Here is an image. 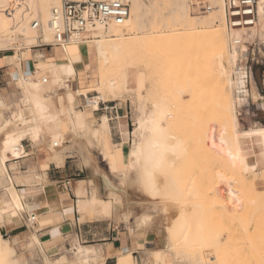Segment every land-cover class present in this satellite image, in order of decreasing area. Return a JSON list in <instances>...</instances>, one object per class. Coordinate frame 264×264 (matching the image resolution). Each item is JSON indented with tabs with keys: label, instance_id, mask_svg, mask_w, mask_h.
Wrapping results in <instances>:
<instances>
[{
	"label": "bare ground",
	"instance_id": "bare-ground-1",
	"mask_svg": "<svg viewBox=\"0 0 264 264\" xmlns=\"http://www.w3.org/2000/svg\"><path fill=\"white\" fill-rule=\"evenodd\" d=\"M207 1L210 3L211 9L206 12L205 16H199L190 13L189 0H172V6L165 13H158L156 10L148 8L147 3L143 0H128L129 15L123 23H110L107 26L97 25L86 32L82 42L64 44L61 48L52 46V49L57 48L58 55L54 58H48L45 55L43 61L35 63L34 68L29 70V68L22 67V61L25 66H28L30 46L41 47L54 43L53 29L49 21L51 10L59 5V0H0V50L5 40L10 41L14 46H18L22 42L27 46L22 56L9 55L6 57L11 68V76L15 78V86L22 92V95L19 102L7 105L9 110L7 116L0 112V185L6 183L8 191L7 198H0V264H19L17 250L20 252L23 248H19L17 245L19 246L18 243L22 239H27L29 236L26 241L27 247L41 241L32 230L29 234L16 233L10 239L5 238L2 235V223L5 221L23 223L32 229L35 228L36 219L38 227L44 228L53 222V218L61 216L58 211L48 206L44 213L36 211L33 222L29 220L30 216L25 212V207L35 206L26 204L24 198L44 186L38 184L40 183L39 174L32 173V166H29L30 169L24 174L12 167L10 163L14 159L29 155L25 150L23 140L28 137L32 149L44 147L48 159L54 161L58 167L57 165L64 163L66 153L72 149L80 148L83 134L89 133L94 138L99 135L105 137V134L111 131L107 116H103L96 126H90L88 119L81 115L80 110L75 109L73 102L80 95L88 97L83 91L84 88L98 90L97 94L92 96V100L95 102L103 99L104 93L115 98L126 78L134 73L132 65L139 66L141 63L144 65L143 67H148V70L144 69V71L149 72L148 75H150L147 100L151 104V112L147 117L143 114L136 118L137 126L133 134L138 136L139 140L127 148L125 155L127 161L124 166L127 169H133L135 166L139 168L145 199L141 202L142 211L137 216V220L146 227L152 225L155 235L163 230L166 236L165 247L145 250L141 262L142 264H165L163 253L182 242L214 248L219 245L221 233L218 229L204 230L202 227L204 223L198 222L199 227L190 230V222L185 219L186 211L202 209V207L199 204L195 206L193 202L191 205L187 204L183 199L186 190L179 188L175 181L172 168L176 166L180 155L185 154V143L174 135L173 103L167 101V95H163V92L157 90L160 88H157L160 82V73L158 74L160 70L156 69L152 63L155 50L158 52L157 46L162 47V44H165L163 43L165 39H172L166 43L169 42L172 45L174 42L176 49L178 48L180 51H186L190 43L200 44L201 40L202 43H208V48H211V53L208 49V56L211 54L207 61L208 70L214 78L216 92L213 99L217 105V123L215 118L209 119L213 122H211L213 127L206 133L208 143L213 144L215 150L224 153L232 165L238 166L244 172L248 188L256 184L257 176L261 175L262 177L264 171V125L260 120V118L264 119V102L261 100L258 103L253 102L256 99L254 92L257 84L251 83V86L246 88L245 72L237 67L238 51L236 52L235 48H230L229 44L230 37L236 36L243 40L250 33L246 29L229 31L225 24L222 0ZM257 11L258 28L263 31L264 0H258ZM34 21L38 24L36 27L33 25ZM87 52L91 58L90 63L86 58ZM144 55L147 58L141 59L140 56ZM156 59L158 60L157 57ZM93 64L95 73L87 84H85L84 78L77 80L76 68L84 67L85 70H88L93 67ZM41 69L47 70L50 74L48 84H43L42 80L36 78H27V76L35 77ZM257 76L262 89L258 69ZM70 77L73 79L71 80ZM69 80L76 82L75 88L71 87ZM45 82H47V78ZM59 89L62 91L58 92ZM162 89L161 87V91ZM178 90L183 91L181 88ZM240 93H243V96ZM249 99L253 109L251 113L245 110V115L253 114V122L256 126L241 129L238 116H242V114L239 109ZM85 107L93 110L96 105ZM189 114L193 116L192 112ZM65 120L70 123L67 130L62 128ZM80 134H82L81 137ZM124 136L127 140L129 133H125ZM88 150L86 148L87 154H85L91 163L90 166L94 173L103 178L104 189L102 192L104 195L114 193L118 185L112 181L108 174L114 172L116 165L109 160L107 163L109 173L103 171L97 163V155L95 156L90 152L91 150ZM131 176L134 178L136 175L131 173ZM34 179H37L38 182ZM16 183H21L23 188L17 189ZM162 189L165 195H161ZM73 190V194L78 198L76 209L74 208L78 213L85 214V211L88 212L87 210L90 209L95 213L96 220L112 218L114 206L110 205L109 200L104 199L101 194L96 193L86 198H80L86 191L83 179L76 181ZM163 195L164 197H162ZM64 199L66 198L64 197ZM166 211L172 213L177 211L178 218L175 221L168 220L167 223L160 226V216ZM21 213L25 218L24 221L19 216ZM73 215L71 212L67 216L72 218ZM93 254H97V252L93 251ZM236 255L235 246H230L227 251L229 260L226 264H236ZM45 263L90 264L89 251L87 248L78 247L69 255H62L53 262L48 260ZM114 264L136 263L133 255L128 251L120 254Z\"/></svg>",
	"mask_w": 264,
	"mask_h": 264
},
{
	"label": "rangeland",
	"instance_id": "rangeland-1",
	"mask_svg": "<svg viewBox=\"0 0 264 264\" xmlns=\"http://www.w3.org/2000/svg\"><path fill=\"white\" fill-rule=\"evenodd\" d=\"M143 1L147 3L148 8L150 7V9L156 10L158 13H165L172 6V0ZM198 1L210 4L207 0H189L190 13L205 16L207 13H199L191 5ZM258 25L257 23L256 27L249 32V36L242 41L255 40V45L252 44L250 49L254 47L257 52L256 47H259L261 51L259 56H262V54L264 55V30H260ZM169 40L171 41L172 39H165L163 41L165 44L161 43L162 47L156 45L158 52L155 50L152 63L156 69L160 70L158 72V74L160 73V82L157 85V88H160L157 90H160L161 93L163 92V95H167V101H171L170 103L174 104H172V110L175 116L173 117L175 119L173 120L174 135L185 143V154L180 155L177 159L176 166L172 168V172L179 188L186 190V194L183 196L185 202L190 205L193 202L195 206L199 204L202 207V209L185 212V219L190 222L189 229L192 230L199 227L197 225L198 222L204 223L202 226L204 230L218 229L221 233V240L216 248L201 244L198 245L196 243L189 244V242H182L164 253L165 260L170 264H226L229 260L227 251L230 246H235L237 253L235 256L236 264H246V262L247 264H264V171L262 177L261 175L257 176L256 184L248 188L245 183L244 172L238 166L232 165L224 153L219 152L217 149L215 150V147L212 146L213 144L208 143L206 133L213 127V124H211L212 121L210 120L215 118L214 120L217 123V105L213 99L216 89L214 78L208 70L207 63L209 56H211V54L208 56V49L211 53V48H208V43L206 44L205 41V43H202V40L200 44L190 43L186 51H180L178 48L176 49L175 43L173 42L171 45ZM166 41L169 42L166 43ZM30 48L28 66L31 64V68L29 70L34 68L35 63L44 60L46 55L44 49L46 48L50 51L52 47L31 45ZM26 49L27 46L24 42L18 46H14L10 41L5 40L0 50V55H4L2 56L4 57L3 62L6 64L5 67L0 69V95L7 102L6 104L2 103L0 107V112L4 116L9 114L7 105H13V103L19 102L22 95V92L15 86V78L11 76V68L8 65V59L6 57L9 55H17L20 57ZM140 58L146 59L147 57L144 55L140 56ZM15 60L17 61V57ZM23 65L24 61H22V67ZM143 66L142 63L139 66L132 65L134 73H131L126 78L124 85L117 91L115 98L112 95L104 93V97L101 99L103 101L115 100L120 103L129 99L135 106L134 117L135 115L136 117L131 128L132 133L129 134L130 140L129 137L125 140L126 137L123 134L124 147L122 154H116L115 147L110 143V133L105 134V137L99 135L96 138L92 137L89 133H85L83 136L80 134V137L82 136L81 140L83 139V142L86 140V143L83 144L81 142L79 149H72L64 155L65 158H69L68 160L74 166L84 169L82 179L84 180L86 191L80 198H86L87 196L98 193L104 199H108L110 205L114 206L112 218L109 221L114 223L116 230L119 229L128 232L131 236L139 238V247H143V239L153 238L154 233L152 225L146 227L137 220V216L142 211L141 202L145 199L143 186L139 177V168L135 166L133 169H127L124 163L127 161L125 156L127 148L139 140L138 136L133 134L137 126L136 118L141 115L143 116V114L147 117L151 112V104L147 100V87L149 86L150 75H148L149 72L144 71V69L148 70V67L145 68ZM43 77L47 78V82L43 84H48L50 74L45 69L39 70L35 77L27 76V78H36L40 81ZM70 78L71 80L73 79V77ZM70 84L72 88H75L76 82ZM256 84L254 92L256 99L253 102L258 103L259 100L264 102V93L261 92L260 85L258 83ZM161 87L163 88L162 91ZM178 88H181L183 91L180 92L181 90H178ZM61 91L62 89L58 90V92ZM83 91L86 94L89 93V95L94 96L98 90L84 88ZM80 100H82V95L74 100L73 106L76 110H80L81 115L85 118H90L88 120L90 126H96L101 118L106 115L103 114L99 121L93 119L92 109L87 107L83 109L79 106ZM248 104L251 106L250 101ZM248 111L251 113L250 110ZM190 112H192L193 116L189 114ZM252 115L242 113V116H238L241 129H249L256 126L253 122ZM261 123L264 125L263 120ZM69 126L70 123L66 120L62 124L64 130H67ZM23 145L29 155L17 159L16 166L12 167L17 168L18 171L25 174L30 169L29 166H32V173L39 174L38 180L40 183L38 184H42L46 181H43L42 177L43 169L45 168L44 165L54 161L48 159L44 147L32 149L28 139L23 141ZM86 148L87 150L89 149L88 151L91 150L90 152L95 156H98H96L97 163H99L98 165L103 171L109 173V165L107 164L109 160L116 165L114 172L108 174L112 181L118 185L114 193L104 195L102 192L104 189L102 185L103 178L99 174L94 173L92 166H90L91 163L86 158ZM106 156H108V161L105 159ZM131 173H134L136 176L132 178ZM33 181L32 183H34ZM17 185H21V183H16L15 186L17 187ZM170 188L172 189V187ZM63 190L65 192L68 191L64 186ZM162 194L165 195L163 189ZM7 197V186L6 183H3L0 185V198ZM183 199L182 201L184 202ZM32 208L25 207V212L28 216L36 214V212L30 211ZM87 211H85V214L78 213L80 217L79 222L90 219L96 220L94 217L95 213L90 209ZM19 216L22 218V221L25 220L22 213ZM59 218H53V222L49 224H54L57 227ZM96 221V225L100 227H105L108 223V221ZM2 224L4 230L8 221ZM38 226V221L35 219V228L31 229L23 225L19 230L24 231L23 233L25 234H29L30 230H32L37 235L36 232L41 229ZM2 235L8 239L13 237V235L10 237V233L4 234L3 231ZM53 238L52 245L47 249L41 248V241L27 247L26 241L29 239V236L27 239L24 238L25 240L22 239L18 243L19 246L17 245V247L23 248L20 252L17 250L19 264H46L45 262L48 260L53 262L62 255H69L75 247L73 244L101 246L97 245L99 242H81L75 234L69 232L65 235L58 234L57 236H53ZM141 255L143 254L141 253ZM94 264L100 263L97 260Z\"/></svg>",
	"mask_w": 264,
	"mask_h": 264
},
{
	"label": "crops",
	"instance_id": "crops-1",
	"mask_svg": "<svg viewBox=\"0 0 264 264\" xmlns=\"http://www.w3.org/2000/svg\"><path fill=\"white\" fill-rule=\"evenodd\" d=\"M56 49L51 48V50L49 51L45 48L44 53L48 58H54L58 55ZM2 56L4 55H0V69L6 66L5 62H3L4 57ZM86 58L90 63L91 58L88 52L86 54ZM92 66L93 67L88 70H85L84 67L76 68L77 80L80 79L83 80L84 78V81L86 82L85 84H87L90 77L93 76L95 73L94 72L95 65L93 64ZM23 68L24 69L31 68V64L30 66H25L24 64ZM111 101H114L116 103V107H118V111H117L118 119L114 121L108 120L109 129L111 130L109 134V139L111 145L115 147L116 154L119 155L120 153L122 154L124 147L123 134L127 132H129V134L132 133L131 128L134 124V119L136 117V115L134 117L135 106L131 103L129 99H126V101L123 103L117 102L115 100H111ZM2 103L6 104L7 102H5L2 96L0 95V107ZM79 106H81L84 109L85 106H83L82 100H80ZM102 115H103L102 112L96 111L94 109L92 110L93 119L99 121ZM86 119L89 120L90 118H86ZM26 139L30 141L28 137H26L23 141H25ZM129 140H130V136H129ZM17 159H14L13 161L10 162L12 166H16V163L18 162ZM68 159L69 158L66 157L64 159V163L61 165H57L58 167H56L55 162L46 163L44 165L45 168L43 169V173H42L43 181L45 180V177H46V181L43 182V185L41 184V186H44V188L39 189L32 194H28L24 198V202L26 204H28L29 206H35L32 208L31 212L38 211L40 213H44L46 212L49 206L52 207L55 211H58L59 214H61L59 220L57 221V225H56L57 227H55V225L48 224L44 226V228H41L36 232L37 236L41 240L42 249L45 248L47 249L52 245V241L54 240L53 236H57L58 234L65 235L66 233L69 232L71 234L72 233L75 234V236L78 238V240H81V242H88V243L99 242L97 245H101V246H94V245L73 244L75 246L74 249L78 247L88 249L90 256V264H94L97 260L99 261L100 264L102 263L114 264L117 260V257L120 254L126 253L128 251L131 252V254L133 255L136 264H142L140 259L142 256L141 253L143 254L145 250L165 247L164 244H166V236L163 230H160L159 234L157 235L154 234L153 238L143 239L142 240L143 247H139V241H140L139 238H136L135 236H131L128 232L121 231L119 229L116 230V227L114 226V223L112 221L102 220V221H108L107 226L105 227H100L96 225L97 223L96 220H85L83 222H79L80 217L78 215V212L75 210L77 197L75 194H73L74 193L73 188L75 187L76 181L82 179V176L84 174V169L74 166V164L70 163ZM66 179L71 180V185H72L71 192L69 191L65 192L63 190L62 183ZM17 188L22 189L23 186L17 185ZM64 197L66 199H64ZM67 203L70 205H68ZM71 212L72 214H74L72 218L67 216ZM177 215H178L177 211L174 213L170 211L164 212V214L160 216V226L167 223L168 220L169 221L177 220L178 218ZM6 225L3 232L4 234L10 233V237L16 233L24 232L19 230L21 227H23L24 225L23 223L21 224L8 223ZM148 235H150V233H148ZM90 246H94V247H90ZM93 251H96L97 254H93ZM164 253L162 256L163 262L165 264H170L165 260Z\"/></svg>",
	"mask_w": 264,
	"mask_h": 264
},
{
	"label": "built area",
	"instance_id": "built-area-1",
	"mask_svg": "<svg viewBox=\"0 0 264 264\" xmlns=\"http://www.w3.org/2000/svg\"><path fill=\"white\" fill-rule=\"evenodd\" d=\"M258 0H222L223 10L225 15V24L229 31L246 29L248 32L258 22L257 11ZM193 8L199 13L208 12L211 7L202 1L193 4ZM129 15L128 0H59V5L52 8L51 19L49 21L53 29L54 43L52 45L61 48L64 44L82 42L86 32L97 25L107 26L110 23L121 24ZM33 25L38 24L34 21ZM230 48H235L238 51V69L245 72L246 88L251 86V83H257L254 74L255 68L259 70V76L262 81L261 92L264 93V55L259 47L250 49V46L255 45V40H246L243 42L236 36L229 39ZM244 46V48H242ZM43 82L46 78L42 79ZM72 83L71 80H69ZM238 93V92H237ZM243 96V93H240ZM88 97L82 95L83 106L96 105L94 110L105 114L109 121L118 119V107L114 101L92 100V95ZM250 105H252L251 100ZM248 102L241 107L240 113H245V110L252 111V106ZM249 112V111H248ZM63 186L71 192V180L66 179ZM29 220L34 221V214L30 215Z\"/></svg>",
	"mask_w": 264,
	"mask_h": 264
},
{
	"label": "water",
	"instance_id": "water-1",
	"mask_svg": "<svg viewBox=\"0 0 264 264\" xmlns=\"http://www.w3.org/2000/svg\"><path fill=\"white\" fill-rule=\"evenodd\" d=\"M257 69L258 68H256L255 70H254V72H255V76H256V81H257V83L259 84V78H258V76H257ZM260 120L262 121V120H264L263 118H260Z\"/></svg>",
	"mask_w": 264,
	"mask_h": 264
}]
</instances>
